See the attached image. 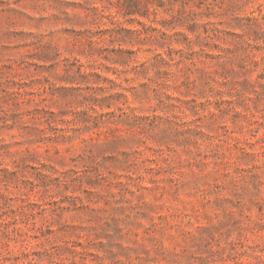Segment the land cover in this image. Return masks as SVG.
Instances as JSON below:
<instances>
[{
    "label": "rangeland",
    "instance_id": "obj_1",
    "mask_svg": "<svg viewBox=\"0 0 264 264\" xmlns=\"http://www.w3.org/2000/svg\"><path fill=\"white\" fill-rule=\"evenodd\" d=\"M0 264H264V0H0Z\"/></svg>",
    "mask_w": 264,
    "mask_h": 264
}]
</instances>
